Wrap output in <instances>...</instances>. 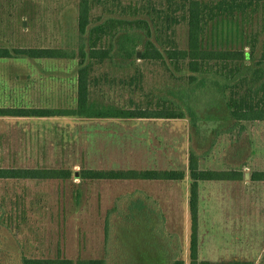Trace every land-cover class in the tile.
I'll use <instances>...</instances> for the list:
<instances>
[{"label": "rangeland", "instance_id": "374dc122", "mask_svg": "<svg viewBox=\"0 0 264 264\" xmlns=\"http://www.w3.org/2000/svg\"><path fill=\"white\" fill-rule=\"evenodd\" d=\"M78 16L77 0H0V48L77 51ZM261 54L260 43L241 73L250 87L261 83ZM78 70V60L0 59V108H74ZM213 79L222 85L209 77L191 96L195 117L184 120L0 117V168L187 172L193 152L201 170L244 174L237 182L199 184V261L264 264V182L251 181L264 174V122L234 129ZM189 199V177L0 181V264H23V252L191 264ZM1 223L23 230L15 236Z\"/></svg>", "mask_w": 264, "mask_h": 264}, {"label": "trees", "instance_id": "16d2710c", "mask_svg": "<svg viewBox=\"0 0 264 264\" xmlns=\"http://www.w3.org/2000/svg\"><path fill=\"white\" fill-rule=\"evenodd\" d=\"M77 1V51L0 48V59L78 60L76 106L68 109L0 108L1 118L184 120L195 117L191 96L206 87L207 79L214 76L223 80L221 85L219 80L213 79L234 129H242L250 122H264V38H261L264 0ZM260 43L262 54L258 64L263 66V77L255 88L249 86L246 77L240 76L244 66L254 59ZM149 74L158 81L153 79L152 84ZM187 177L192 223L191 264H211L199 261V184L241 181L242 172L201 170L193 152L187 172L84 168L77 173L65 168H0V181L16 183H66L73 179L183 182ZM251 181L264 182V174H252ZM1 206L3 209L6 204ZM2 219L5 220L4 216ZM1 224L14 230L15 236L23 230L20 225ZM22 263L106 264L103 259L72 260L59 252L55 256L23 252ZM171 264L185 262L174 259Z\"/></svg>", "mask_w": 264, "mask_h": 264}, {"label": "water", "instance_id": "95a60500", "mask_svg": "<svg viewBox=\"0 0 264 264\" xmlns=\"http://www.w3.org/2000/svg\"><path fill=\"white\" fill-rule=\"evenodd\" d=\"M246 177H248V175H246Z\"/></svg>", "mask_w": 264, "mask_h": 264}]
</instances>
